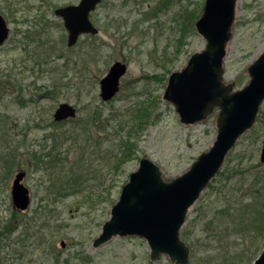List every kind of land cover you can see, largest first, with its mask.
Masks as SVG:
<instances>
[{
    "label": "rangeland",
    "instance_id": "rangeland-1",
    "mask_svg": "<svg viewBox=\"0 0 264 264\" xmlns=\"http://www.w3.org/2000/svg\"><path fill=\"white\" fill-rule=\"evenodd\" d=\"M78 1L0 0V14L10 29L9 39L0 48V153L7 158L16 156L10 171L0 162V235L12 212L23 221L10 242L0 238V264H82L79 259L65 262L69 255L77 254L89 259L84 264H173L167 256L152 262L147 243L138 237H116L97 249L92 247V241L112 206L103 200V189L112 185L111 199L115 202L122 182L144 157L159 166L163 179L170 181L186 172L215 140L217 111L199 123L185 126L179 122L173 105L162 99L169 75L185 67L191 54L204 50L205 41L194 28L178 43L179 28L172 17L180 5H185L183 0L148 21H144L142 13L153 8L155 14L158 0H145L138 5L133 0H103L91 16L99 34L83 36L77 46L68 48L67 32L54 9ZM195 1L202 7L204 0ZM134 22L139 24L133 27ZM262 52L264 0H237L224 59V82L234 83V89L245 86L249 81L247 67ZM117 61L126 64L127 72L119 94L104 103L99 95V81ZM144 100L153 103L154 112L148 129L134 139L138 144L135 159L133 155L129 157L118 167V173L112 172L103 158L94 163L97 166L92 169L101 171L104 181L101 197H97L100 190L94 185L96 181L91 182L90 189L95 195L87 202L84 196L89 195V190L58 195L59 189L54 188L45 172L54 170L48 167L45 155L50 151L69 167L79 147V141L73 145L67 140L73 128H80L81 121H87L97 109L102 112V119L111 113L116 123L121 118L130 120L128 111L136 101ZM60 103L76 107L77 117L55 123L52 116ZM260 112L254 132H246L237 141L221 170L225 171L223 175L216 176L187 215L181 229L187 235L180 237L190 249L188 264H221L222 257L225 264H248L252 252L258 249L257 256L261 250L264 236L252 232L249 237L234 234L226 241H218L213 231L215 211L228 204L224 205L225 199L230 198L229 206L237 209L239 201L248 202L253 184L264 181V164L260 162L264 103ZM88 126L92 139L104 142V152L117 153L115 143L119 137L112 140L113 144L105 142L104 132H98L90 123ZM115 130L117 127L108 132ZM56 132L60 136L68 133L53 145L51 135ZM130 139L133 143V130ZM19 170L26 172L23 183L31 195V204L24 213L14 211L10 191ZM91 183L87 181L88 185ZM53 246L56 254L51 253Z\"/></svg>",
    "mask_w": 264,
    "mask_h": 264
},
{
    "label": "water",
    "instance_id": "water-1",
    "mask_svg": "<svg viewBox=\"0 0 264 264\" xmlns=\"http://www.w3.org/2000/svg\"><path fill=\"white\" fill-rule=\"evenodd\" d=\"M101 0H80L78 5L57 8L54 13L63 19L67 30V46L76 44L81 34H98L89 15ZM237 0H205L203 11L195 22L197 33L205 41L202 51L193 53L185 67L169 75L163 100L174 106L179 121L192 125L205 120L218 109L216 136L211 147L201 153L188 171L166 182L160 168L148 158L139 160L138 167L128 176L110 216L92 247L99 248L114 237H139L146 241L150 260L168 256L175 264H188L190 249L180 238V230L190 208L219 173L229 152L256 122L264 102V52L247 67L248 83L234 90V83H225L224 58L232 37ZM9 37L7 23L0 15V47ZM127 66L115 62L100 80V98L112 100L119 91ZM76 109L61 103L53 119L61 122L73 119ZM264 163V141L260 154ZM24 172H19L11 188L15 208L29 206L28 189L22 184ZM254 264H264V248Z\"/></svg>",
    "mask_w": 264,
    "mask_h": 264
},
{
    "label": "trees",
    "instance_id": "trees-1",
    "mask_svg": "<svg viewBox=\"0 0 264 264\" xmlns=\"http://www.w3.org/2000/svg\"><path fill=\"white\" fill-rule=\"evenodd\" d=\"M145 0H133V3L140 4ZM181 2V0H158L154 8L156 10L155 14H152V9H149L142 13L144 16V21H148L149 18H153L156 14L164 11L171 4L175 2ZM185 5H180L179 10L175 12L172 17V21L176 23L178 26V32L180 33V39H178V43H181L182 40L188 35L189 32L193 31L194 23L198 19L201 14L202 7L198 1L195 0H183ZM152 16V17H151ZM142 19V20H143ZM139 24L138 22H134L133 27ZM153 103L148 100L144 101H136L133 104V108L128 111L130 115L129 119H119L120 121L116 123V118L114 115L109 113L104 119L102 112L97 109L93 113L92 116L88 117L87 121H81L82 125L78 128V125L72 129V133L65 136L68 132H64L61 136L59 133H52L51 137L53 139V145L59 140L58 138L63 137L67 140H71L74 145L78 142V150L77 157L72 165L69 167L65 165L64 160L62 158L53 157L51 152L45 155V158H48V167L53 168V171H45L46 175L49 177V180L54 185V188H58L57 194L62 196L64 192H70L68 194H82L86 191H90L89 195L84 196V200L89 201L92 195H95V191H91L90 189L93 187L92 181H96L95 187L100 190L98 191V198L101 197V187L104 184V181H101V171H96L93 166H97L94 163L99 159L103 158L108 168L112 169L114 173H118V167L123 164L129 157L133 155V159H135L136 152L138 150L137 140L136 143L134 139L140 138V135L143 134L149 127L151 118L153 116L154 108ZM262 113L260 112L256 124L260 122V117ZM117 117V115H116ZM124 120V121H123ZM126 120V121H125ZM3 121L0 119V124ZM85 123V124H84ZM89 123L91 125H95V130L98 132L105 133V142L112 143V140L115 137H119L116 141L117 153L111 154V151L104 152L102 148V144L104 142L95 141L92 139L91 128L88 126ZM255 124V125H256ZM128 125V126H127ZM1 127V126H0ZM117 127V130L111 132L109 134V130ZM126 130V132H125ZM133 130V143L130 139L131 131ZM121 132V136L118 134ZM254 132V129L252 130ZM83 142L80 145V142ZM114 146V145H113ZM91 148V149H90ZM77 149V148H76ZM14 156V155H12ZM8 156L0 153V162L1 166H4V169L10 171L15 166L14 161L15 157L7 158ZM42 158V162L44 164V159ZM63 162V164H62ZM67 168V170H65ZM111 172V173H112ZM221 171L219 176L223 175ZM107 175V174H106ZM230 175V174H229ZM52 176V177H51ZM228 179V178H227ZM87 181L92 185H88ZM126 181L122 182V185ZM51 185V186H52ZM121 187V186H120ZM253 189L251 194L248 197V202L244 203L243 200L237 203V209L234 208V205L229 206L230 198L225 199L224 203L227 204L225 207L221 209H217L214 214L215 228H214V237L218 239V241H226L232 235H241L242 237H249L250 233H256L255 236H260L263 238L264 236V181L263 183L255 182L253 184ZM62 188V191H61ZM112 185L107 186L103 191L106 192V197L103 198L104 201H108L109 204H113L114 200L111 199L112 194ZM48 192V191H47ZM236 201V200H235ZM234 209V211H233ZM232 224V227L230 226ZM182 236H186L187 232H181ZM1 236V235H0ZM56 247H52V254H56ZM1 251V249H0ZM258 249L254 250L250 257L248 258V264L255 259L256 253ZM74 259H79L82 261V264L86 263L89 259L87 257H83L79 254L75 256L69 255V258L65 261L69 263ZM221 264H225V257L221 258Z\"/></svg>",
    "mask_w": 264,
    "mask_h": 264
},
{
    "label": "flooded vegetation",
    "instance_id": "flooded-vegetation-1",
    "mask_svg": "<svg viewBox=\"0 0 264 264\" xmlns=\"http://www.w3.org/2000/svg\"><path fill=\"white\" fill-rule=\"evenodd\" d=\"M15 211H16V213L19 212L17 210H15ZM22 213H24V212H22ZM22 222L23 221L19 219V216L17 214H15V212H12V214L10 215V217L5 221V223L3 225V234L0 236V238L2 237V240L5 241L7 239L10 242L11 241V237L15 233V231L17 230V228L23 226V223ZM1 224L2 223H0V226H1ZM17 254L20 255V253H17Z\"/></svg>",
    "mask_w": 264,
    "mask_h": 264
}]
</instances>
